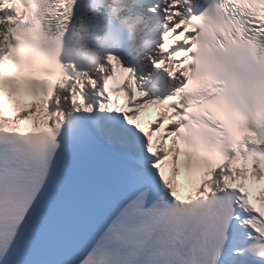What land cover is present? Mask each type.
<instances>
[{
    "label": "snow or ice",
    "instance_id": "obj_1",
    "mask_svg": "<svg viewBox=\"0 0 264 264\" xmlns=\"http://www.w3.org/2000/svg\"><path fill=\"white\" fill-rule=\"evenodd\" d=\"M0 264H264V0H0Z\"/></svg>",
    "mask_w": 264,
    "mask_h": 264
}]
</instances>
